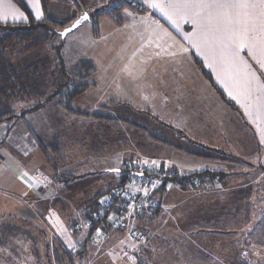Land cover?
Segmentation results:
<instances>
[{"label":"crops","instance_id":"obj_1","mask_svg":"<svg viewBox=\"0 0 264 264\" xmlns=\"http://www.w3.org/2000/svg\"><path fill=\"white\" fill-rule=\"evenodd\" d=\"M24 2L28 5L35 19L38 16L40 17L37 20L46 17L45 15L56 19H71L72 17H78L84 11L77 3V0H24ZM153 2L161 5V7H151ZM173 2H176V0H135L134 4H139L140 7L127 22H131L129 26L125 27V22L119 24L115 22L112 24L103 23V27L108 26L109 29L106 31H101L100 29L99 34L95 37V43L92 44L90 59L94 60L96 70L91 86L76 98V100L82 101V107L76 109L79 113H69L57 103L58 107L44 104L27 111L20 119L0 122V184H3V181L8 182V174L12 173L13 177L9 179V184L15 189H3L0 186V193L17 199L20 198L21 200H19L28 207L37 205L42 207L43 211L51 212V208L56 202L54 199L56 189L60 190L62 188V200L58 201L60 205L73 204V201L65 198V192L69 188L60 182L59 175L62 174V181L66 176L65 174L70 175L69 177L89 176L92 168L87 171H75L76 163L78 166L83 167L84 165H94L97 170L100 169L102 171H109V169L118 171V168L114 167L119 165V162L113 160L110 155V149L116 146V142L112 141L113 138L109 128L123 123L138 130V127L127 122H132L131 120L123 118L127 117L132 108L126 106L128 105L126 102L115 100V95L117 93L120 94L115 86L119 79H122L121 83L124 85L130 82V79H133L134 82L139 81L153 85L156 93L153 103L157 106L155 115L159 117V130L165 125L167 130H169L168 133L171 134L170 139L177 138L182 142V144L171 142L169 135H166L164 141H161L154 135L155 138L146 135L148 137L146 139V136L138 134V136H142L144 144L156 147V152L153 153L151 151L153 156L150 157V162H147L144 156L150 155L148 153L149 150L144 152L140 148L134 150L131 147L130 149V146L124 147L122 145L123 142L118 140V146L131 152L132 156L133 154L142 155L136 161L146 163L155 161L178 174H195V176L201 174L199 177L204 181H200L194 186L196 190L201 189L203 194L210 193L211 190L221 193L229 189L225 185L231 178L239 175V172L240 175L244 172V175H246L245 165L255 167L256 178L259 180L264 179V87H261L264 85V68L260 66L259 53L254 58L249 55L247 48L242 50L240 55L251 66L250 72L253 75H245L244 71H238L235 66L228 62L226 58H222L220 54V46L215 42V37L220 34L217 32L216 23L213 22L208 31L201 32L199 24L205 21L206 13L202 12L199 16L189 14L187 19H182L181 16L185 12H199L200 10L169 7ZM249 2L258 4V0H249ZM51 4L52 8L56 9L55 12L58 16L49 14ZM75 7H78V10ZM220 11L222 14H232L231 17L222 15L219 23V28L225 35L234 25L239 27L240 24L247 25L254 20L257 31L253 34L259 39L261 35L259 31L261 25L259 7L255 9H222ZM20 12H23V16L25 15L28 19V15L14 0H0V14L6 17L0 22L24 21L23 18H14V16L19 17ZM152 14H155L157 19H152ZM104 17L106 16H99L98 20H103ZM173 20L176 21L175 24ZM118 36H121V38H116ZM185 37H191V39H186ZM212 48L216 49L215 56L210 51ZM194 55L202 60L206 69L211 73L213 82L228 99L233 101L234 108L221 98L210 80L202 74L194 61ZM112 58L115 63H121L120 76L113 75L108 70L115 64L110 61ZM101 62L104 63L106 70H102L100 73L99 66ZM128 62L130 64H127ZM249 79L252 80L251 86L247 83ZM196 80H200L201 83L206 80L214 91L211 92L210 87L207 90L204 89V93L202 90L198 91L196 94L203 93V95H191V100H186L181 105L177 97L171 102L170 91L175 90L176 93L174 94L177 96L181 94L179 93L180 91L182 93L186 91L185 87H194ZM142 94L143 92L140 95L142 96ZM188 94H192V92ZM207 95L208 97L205 98ZM119 107L125 112L118 111L119 114L117 115V108ZM122 107H129V110ZM19 108L20 105L18 104L16 110ZM102 109L106 110L103 111ZM146 110L150 112V110ZM217 111L220 112L216 113ZM217 114L219 118L214 120L212 116ZM93 115L109 116L116 120L99 118ZM225 117L229 118L227 120V122L229 121L228 123L225 122ZM123 124L121 125L124 127ZM205 124L208 131L212 133L207 135ZM197 128H202L206 136L194 134L191 138L190 133H194ZM83 130L84 133H82ZM142 132L146 133L147 131L144 130ZM245 132L252 133L251 145L249 146L251 152L247 154L252 156L246 159L244 163V157L242 159L243 151L239 152L236 146L238 145L240 150L247 148V141L242 140V135ZM55 137H58L65 146V154L62 160L59 157L57 159L56 154L52 151L50 159V156L48 155V157L44 150H51L49 144ZM81 137L92 141L94 152L96 153L94 157L90 158L88 155L76 158V155L72 153L73 146L78 147ZM145 140L156 142V146L155 143H147ZM198 148L202 149L200 150L202 153L196 152ZM212 148L223 150L229 156L226 158L211 156ZM39 152L45 153L48 160L50 159V163L54 165L53 171L51 173L47 172V176L42 174L41 178L34 174V171L39 169L34 170L35 166H33V162L36 159L34 155ZM234 152L241 156L237 157L233 154ZM200 155L203 156L204 160L199 159L197 162L198 159L196 157ZM184 161L193 166V168L188 170L179 168ZM125 162L127 161H123V163ZM202 163L205 164L201 166ZM208 163L211 165L212 163L219 164L211 166V169H205ZM228 164L231 165L230 169L226 166ZM234 166L238 167L235 169L236 171H234ZM223 167L225 168L223 169ZM212 172L217 173L213 174ZM155 177V186H153L154 190L151 192L150 198L151 203L146 204L143 202L139 213L130 220L133 230L140 232V238L136 240L138 243L136 245L124 244L121 237H110L106 229L107 227H112L109 223L104 224L101 222L100 224L94 223L92 225L87 222V228L90 229L91 233L94 228L99 227L101 237L99 241H96L90 234L89 239L87 237L83 241V243H87L85 252L82 254L83 263H85L88 255L91 254V251H95L94 244L100 241L108 242L100 255H107L108 258L113 256L116 264H177V261L184 259L185 247L188 244L202 242L193 241V238H185L184 240L176 234H173V236L170 233V228L173 232H178V229L174 228L173 223L181 218L180 215L168 214V221L172 225L167 221L168 226L162 227V230L156 227L159 216L166 209L173 210L175 206L174 203L165 204V202H161L157 196H154V193L157 191L160 193L170 191L177 188L178 184H167L164 186L165 181L160 176ZM245 184L247 183L243 182L241 186ZM229 185L231 186V184ZM109 188L111 186L92 197H97ZM22 195L31 197L24 200ZM49 199L51 200L50 202L48 201ZM11 200L18 202L14 199ZM91 201H84L77 207L72 208V211L86 210L90 206ZM194 207L198 210L204 209L206 211L204 204H198V206ZM144 219H147L146 223L143 222ZM196 220H201L199 223L209 222V220L200 217H197ZM164 221L166 220L164 219ZM131 240L133 239L131 238ZM179 240L183 241L180 242ZM120 244H123L122 250L120 249ZM112 250H121L120 255H111ZM97 257L98 255L91 257V259L89 258L86 264Z\"/></svg>","mask_w":264,"mask_h":264},{"label":"rangeland","instance_id":"obj_2","mask_svg":"<svg viewBox=\"0 0 264 264\" xmlns=\"http://www.w3.org/2000/svg\"><path fill=\"white\" fill-rule=\"evenodd\" d=\"M77 3L84 11L90 13V17L80 26L67 33L65 36L62 35L61 31H58L49 43L37 46L32 50H24L22 44L21 46L18 44L14 46V44H12L8 49L9 57L16 62L18 56H24V58L32 60L36 59L38 56H49L55 60V68L61 69L63 64L65 71L67 73H72L79 60L90 58L92 55L91 47L92 44L95 43V37L99 34L100 29L101 31L109 29L108 26H104V28L103 23L112 24L115 22L119 24L125 22V27H127L131 23L127 22L133 17L132 14L135 11H138V8L133 6L135 0H77ZM94 5L96 6L93 7ZM75 9L78 10V7H75ZM55 11L56 9L52 8L51 4L49 14L52 16H58ZM102 12H109L110 14L102 15L106 17H104L103 20H98L97 14ZM20 13L23 14V12ZM82 14L83 13L79 14L78 17ZM78 17L76 16V18ZM57 20L64 21L67 19L57 18ZM27 21L28 19H24V21L17 22ZM96 25L98 26L97 34H95ZM108 35L113 37L110 34ZM116 38H121V36ZM61 57L64 59L63 63ZM112 60L113 58L110 61ZM103 64V62L100 63V73L102 70H106ZM127 64L130 63L128 62ZM121 69L122 66L119 62L113 64L111 68H108L110 73L119 76L121 75ZM113 78L115 79L114 76ZM63 81L71 82L70 86L72 87L73 76L65 77ZM121 82L122 79H119V82L115 85L117 92L120 93L115 95V100L126 102L128 104L126 106L132 108L130 109V115L128 114L127 117L123 118L131 120L141 126V128H138L137 130L123 123H120L119 126L113 125L109 128V132L113 138L112 141L116 142V146L110 149V155L113 160L119 162V165L114 167L116 169L118 168V171L112 169H109V171H102L100 169L97 170L94 165H84L83 167L78 166L76 163L75 171H87L92 168L89 176L85 175L83 177L76 176L68 179L64 178L62 181V174L59 175L60 182L69 188V190L67 189L68 191L65 192V198L73 201V204L67 206L60 205L58 201L62 200V188H60V190L56 189L54 192V199L56 202L53 206L51 205V212L43 211L42 207L37 205L34 207H28L24 202L20 201V198L17 199L0 193V240H2V242H0V264H62V254L64 253L66 254V258H64L67 260V264H86V261H88L89 258L91 259V257L93 258L96 255H98V257L93 261H90L88 264H116L113 256L108 258L107 255H100L105 245L108 244L107 241H100L101 243L96 242L93 246L95 247V251L93 252L92 250L91 254H89L85 260V263H83L82 254L85 252L84 250L87 246V243L85 244L83 241H85L87 237L89 239L90 234L93 239L99 241L101 234L99 227L94 228L92 233L90 229L87 228L88 224L93 225L90 220L86 221L88 212L94 208L92 205L88 207L90 208L89 210L87 208L86 210L79 209L78 211H72V208L77 207L84 201H91L92 198H94L92 196L110 186L112 188L120 187L123 190V195L126 197L128 195H138V197L144 196V198L141 197L142 200L146 204H149V202L151 203V199L148 196L154 190V178L156 177L154 176L151 181L145 183L142 182L141 179L135 182H129L127 179L122 183L124 176L127 174V170L133 163L141 162L136 160L142 155L137 156L136 154H133L132 156L131 152L118 146V140L123 142L122 145L124 147L130 146V149L131 147L134 148V150L140 148L144 152L149 150L148 153L150 155L147 154L144 158L147 159V162H150V157L153 156L151 154L156 152V147L144 144L142 136H138V134L143 136H156L161 141H164L166 135H169V139L171 138V134L168 133L169 130H167L165 125L159 130V117H156L155 115L157 112V106L153 103L156 95L155 87L144 82H134L133 79H130V82L125 85ZM209 85L210 84H208L206 80L202 83L200 80H196L194 82V87H185L186 91L184 93L180 91L179 93L181 94L177 96L174 94L176 91L172 90L169 92L171 94V102L177 97L181 105L184 101L191 100V95H195L196 92L201 90L204 93V89L207 90L208 87H210V91L213 92L214 90ZM141 92H143L142 96L140 95ZM190 92H192V94H188ZM203 93L199 95L202 96ZM207 97L208 95L205 98ZM51 100L52 101L44 104L51 107H58L56 100ZM33 104L34 101L26 103V105L19 104L20 112L22 109H26V107L28 108ZM73 107L75 109H80L82 107V101L74 100ZM129 107L122 108L129 110ZM120 108L121 107L117 108V115L119 114L118 111L125 112ZM146 109L150 110V112ZM102 110L104 111L106 109ZM219 112L220 111H217L216 113ZM212 117L214 120H218L219 118L218 114ZM225 118L224 120L227 122L229 118ZM121 124H123L124 127ZM204 126L206 127V124ZM144 129L147 131L146 133L142 132ZM82 133H84V130ZM206 133L208 135V133L212 132H209L206 127ZM194 134H199L203 137L206 136L202 131V128H197L194 133H190V137H193ZM146 139H148L147 136ZM251 139L252 133L245 132L242 135V140L247 141V148L240 150V147L238 145L236 146L239 152L243 151L242 159L244 157V163L246 162V159L252 156L247 155L249 154L248 152H251V148L249 147L251 145ZM145 141H147V143H155L156 146V142H150L152 140L149 142L148 140ZM171 142L182 144L181 140L179 141L177 138L171 140ZM186 142L188 143L187 140ZM74 146L72 153L76 155V158L86 157L88 155L92 158L96 154L94 152L92 141L86 140L84 137H81V140L78 142V147ZM44 150L45 153H47V156L49 155L51 159V150ZM197 150L196 152L202 153V151H200L202 150L201 148H198ZM151 151L153 153H151ZM45 153L42 154V152H39L34 155L36 158L33 162V166H35L34 170L39 169L38 171H34V174H37V176H39L38 178H41L42 174L47 176V172L51 173L54 168V165L50 163V159L48 160L49 156L46 157ZM233 154L237 157L241 156L237 152H234ZM210 155H215L214 157L216 158H226L229 156L225 151L213 148ZM56 158L58 159V156ZM196 158L198 159L197 162L199 159L204 160L202 155ZM123 161L127 162L123 163ZM131 161L133 162L131 163ZM153 162L156 165L159 164L155 161ZM204 164L205 163H202L201 166ZM215 164L219 163H212V165L208 163L205 169H211V166ZM226 166L230 169L231 165L228 164ZM165 168L168 169L167 167ZM179 168H182V170H188L192 169L193 166L184 161ZM224 168L225 167H223V169ZM233 168L234 171H236L235 169L238 167L234 166ZM244 169L247 170V176L244 175L245 172L241 175L239 172V175L234 176L226 183L225 186L229 189H226L221 193H216L211 190L210 193L203 194L201 189L196 190L194 185H197L200 181H204L199 177L201 174H198V176H195L194 174L191 178L193 179L194 184L187 185V183H183L178 185L177 188L171 189L164 194H161L160 192L154 193V196H157L161 202H165V204L174 203L175 206L173 210L166 209V211L159 216L156 227L162 230V227L165 228L168 226V214L180 215L181 218L173 223L174 228H177L178 232H173L170 228V233L172 235L176 234L179 238L184 240L185 238H193V241H202L190 243V245L188 244L185 247L184 259L177 261V264H264V179L259 180L256 178L255 167L245 165ZM168 170L170 171L171 169ZM212 173L215 174L214 172ZM179 175L184 176V174ZM11 177H13V174L9 173L7 177L8 182L3 181V184H0L3 189L15 190L13 189V186L9 184V179ZM160 178L165 180L161 175ZM243 182L247 184L241 186ZM229 184H231V186ZM107 195H103L101 199ZM29 197L31 196L22 195L24 200ZM11 199L17 200L18 202H14ZM48 201L50 202L51 200L49 199ZM198 204H204L206 211H204V209L198 210L194 207L198 206ZM124 206L126 209H121V213L111 211L108 215V221L112 227H107L106 229L110 237H121L124 244L136 245L138 243L136 240L140 238V232L133 230L134 228L130 225V220L139 212L136 211L133 204H129L128 207L127 205ZM113 217L120 218L119 225L112 224ZM197 217L209 220V222L207 223V221H205L199 223L201 220H196ZM164 219L166 221H164ZM143 222L146 223L147 219H144ZM132 231L136 232L135 235L139 238L132 237ZM131 238L133 240H131ZM179 241L181 242L183 240ZM91 242L93 243L92 240ZM119 246L121 249L123 244H120ZM121 250H112L111 255H120ZM173 263H175V261H173Z\"/></svg>","mask_w":264,"mask_h":264},{"label":"trees","instance_id":"obj_3","mask_svg":"<svg viewBox=\"0 0 264 264\" xmlns=\"http://www.w3.org/2000/svg\"><path fill=\"white\" fill-rule=\"evenodd\" d=\"M15 1L17 2L18 6L28 15V21L0 22V122L20 119L27 111L43 106L44 103L51 101V99H55L57 104L65 111L69 113H79L73 107V102L91 86L93 82V75L96 70V64L94 60L90 58L81 59L75 65L72 73H67L63 67V64L61 69L55 68V60L49 56H38L34 60L24 58V56H18V60L14 62L8 55V49L10 46H12V44H14V46L16 44L21 46L22 44L24 46V50H32L37 46L49 43V41L56 35L58 31H61L65 27L69 26L76 17L60 21L48 15L40 20H37L33 17L31 10L24 0ZM95 6L96 5L93 7ZM133 6H136V8L140 7L139 4H133ZM105 14L110 13H99L97 14V18ZM95 28V34H97L98 26L96 25ZM61 61L62 63L64 62L62 57ZM194 61L201 70L202 74L208 80H210L212 86L215 87L221 98L234 108L235 106L233 101L228 99L222 90L213 82L211 73L206 69L202 60L198 56L194 55ZM69 75L73 76L72 87L70 86L71 82L63 81L65 77H71ZM33 101L34 104L32 106L28 105L29 107L22 109L21 112L19 109L16 110L18 104L21 105L22 103L26 104ZM93 116L116 120L115 118L109 116ZM127 122L135 127L141 128V126L134 122ZM49 147L51 151L59 158L64 157L65 146L60 142L58 137L52 139ZM149 164L156 165L155 163ZM156 166L160 167L162 171L164 170L165 175L163 172H161L153 175L152 178L154 176H163L165 179L164 186L167 184H194L193 179H191L194 174L180 176L178 173L166 169L164 165L158 164ZM214 173L216 174L217 172ZM65 175V178L75 177H69L70 175L68 174ZM131 177L132 169L129 168L127 170V174L122 180V183ZM114 188L115 187L109 188L90 202V205H92L94 208L88 212L86 221L90 220V222L93 224H100L103 222L104 224L109 223V225H111L108 221V215L111 213V211L121 213V209H126L124 205L126 204L128 197L124 195L118 199L115 198V204L117 206H111L112 210L109 208L105 210V208H103L100 202L102 196L110 194L111 190ZM158 192L159 191L156 193ZM136 197L140 201H142L141 197L144 198V196L138 197V195ZM148 197L151 198V194ZM65 255V253L62 254V264H67Z\"/></svg>","mask_w":264,"mask_h":264},{"label":"snow or ice","instance_id":"obj_4","mask_svg":"<svg viewBox=\"0 0 264 264\" xmlns=\"http://www.w3.org/2000/svg\"><path fill=\"white\" fill-rule=\"evenodd\" d=\"M151 7L157 8L161 7V5L153 2ZM172 8H182L185 10H193L199 9V12H185L181 18L187 19L189 14L193 16H199L202 12L206 13V19L204 22L199 24V29L201 32H206L210 29V26L213 22L217 25V32L220 34L215 37V42L220 46V54L222 58H226L228 62H230L233 66L237 68L238 71H244L245 75H253L250 72V65L246 60H244L240 53L245 48L248 49L249 55H252L254 58L257 57V53H259V63L261 68H264V0H258L257 3L249 2V0H176L169 5ZM259 7L260 12L259 16L261 18L260 25V33L259 39L254 35L256 27L254 20L249 24H240L239 27L235 25L228 31L227 35L224 34L222 30L219 28V23L221 21L222 15H227L229 17L232 16L231 13H221L222 9H234V8H245V9H255ZM2 14H0V20L5 19ZM14 18H23L27 19V17L23 16L21 13L19 17ZM40 17L38 16L37 19ZM87 19V14L83 17ZM171 19V17H169ZM79 21H77V24ZM175 24L176 21L173 20ZM75 27V25H74ZM70 31V30H69ZM63 35V34H62ZM186 39H191V37H185ZM213 56L216 55V49H210ZM254 78V77H253ZM248 85L251 86L252 80L249 79L247 81ZM261 87H264L262 85Z\"/></svg>","mask_w":264,"mask_h":264},{"label":"built area","instance_id":"obj_5","mask_svg":"<svg viewBox=\"0 0 264 264\" xmlns=\"http://www.w3.org/2000/svg\"><path fill=\"white\" fill-rule=\"evenodd\" d=\"M152 19H157V16L155 14L151 15ZM132 169V177L128 179L129 182H135L136 180L141 179L142 182H149L152 179L153 175H156L158 173L163 172L160 169V167L153 165V164H147L146 162H137L133 163L130 167ZM165 175V174H164ZM123 196V190L120 187H115L113 190H111L110 194L105 196L103 199L100 200L103 208L106 209H111L112 207H116L117 205L115 204V198H119ZM125 196V195H124ZM126 204L127 207L129 204H133L135 206L134 208L136 209L137 212L140 211L142 208V203L143 201H140L137 199L135 195H129L127 196ZM112 210V209H111ZM112 224L113 225H119L120 224V218L119 217H113L112 218ZM136 232L132 231L131 235L132 237L139 238L137 235H135Z\"/></svg>","mask_w":264,"mask_h":264},{"label":"water","instance_id":"obj_6","mask_svg":"<svg viewBox=\"0 0 264 264\" xmlns=\"http://www.w3.org/2000/svg\"><path fill=\"white\" fill-rule=\"evenodd\" d=\"M85 14H87V19L90 17L89 12L84 11L83 14L80 15V17L76 18L69 26H67L63 30H61V33L63 34V36H65L67 33L71 32V31H73L78 26H80L86 20L83 18L85 16ZM77 21H79L78 24H77ZM74 25H75V27H74Z\"/></svg>","mask_w":264,"mask_h":264}]
</instances>
